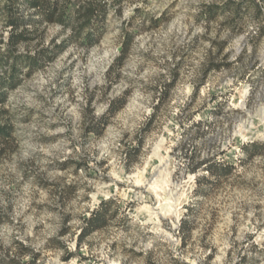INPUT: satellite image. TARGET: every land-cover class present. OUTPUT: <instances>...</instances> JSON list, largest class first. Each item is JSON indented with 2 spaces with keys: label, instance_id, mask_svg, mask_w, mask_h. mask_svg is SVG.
I'll return each instance as SVG.
<instances>
[{
  "label": "rangeland",
  "instance_id": "rangeland-1",
  "mask_svg": "<svg viewBox=\"0 0 264 264\" xmlns=\"http://www.w3.org/2000/svg\"><path fill=\"white\" fill-rule=\"evenodd\" d=\"M107 1L94 44L72 38L8 92L0 257L17 258L18 242L34 264H264V157L238 162L243 144L264 142V21L249 12L232 30V12L204 14L242 0ZM125 32L133 40L110 71ZM69 35L49 25L19 49H52ZM212 62L229 66L206 71ZM210 158L236 172L201 196L206 173L196 167ZM109 198L128 226L111 224L76 251L81 217ZM183 218L192 223L184 240Z\"/></svg>",
  "mask_w": 264,
  "mask_h": 264
},
{
  "label": "trees",
  "instance_id": "trees-1",
  "mask_svg": "<svg viewBox=\"0 0 264 264\" xmlns=\"http://www.w3.org/2000/svg\"><path fill=\"white\" fill-rule=\"evenodd\" d=\"M118 2L119 0H115ZM107 0H0V24L7 33L6 37L0 35V158L8 149L9 141L12 137L13 127L5 120L7 112L3 109L7 102L8 92L18 88L24 77H29L33 72L43 68V66L53 60L72 40L78 41L81 45H92L95 36H98L109 11ZM264 0H242L240 3L227 1L222 7L211 6L205 11L208 19L216 14L232 12V17L224 24L230 29H234L243 15L249 12L254 13L256 20L264 21V11L262 6ZM49 25H59L63 30L69 29V38L54 45L52 49L41 48L35 53L24 52L20 46L29 43L40 35L43 29ZM264 33V25L259 29L257 37ZM133 40V32H125L122 41L120 55L114 60L110 71L121 66L126 56L129 46ZM220 66L228 67V64L220 65L212 62L206 71L219 70ZM26 70V71H24ZM168 87L163 93L166 96ZM124 104L123 98H118L110 102L109 113H115ZM98 126L91 128L90 132L97 135L105 123L104 117L99 120ZM242 157L238 159L242 166L246 162L256 158L264 157V142L253 141L243 144L240 147ZM193 170V169H192ZM196 170H202L206 174L199 176L196 183L199 185L195 189V194L207 196L211 189L218 187L223 181L229 179L236 172V167L230 163L216 161L214 158L203 160ZM195 172V171H194ZM205 185V189L200 188ZM189 208V212L192 213ZM69 218L64 222L68 221ZM79 232L75 237V249L80 250L82 244L93 234L106 230L111 224L128 226L130 219L120 209L115 199L109 198L101 201L96 208L88 212L87 216L80 219ZM63 225L60 236H64L68 228ZM192 229V223L181 219L179 233L184 240ZM52 241L62 247L66 246L53 238ZM184 243V241H183ZM18 249L17 258L3 259L0 257V264H34L37 255L21 243L15 242ZM30 261H21L19 257L27 256ZM75 253L69 252L64 260L73 257Z\"/></svg>",
  "mask_w": 264,
  "mask_h": 264
}]
</instances>
